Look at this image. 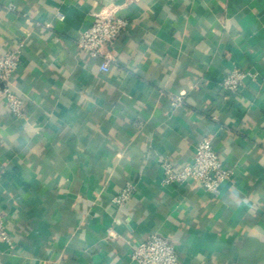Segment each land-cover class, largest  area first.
I'll list each match as a JSON object with an SVG mask.
<instances>
[{
    "label": "crops",
    "instance_id": "crops-1",
    "mask_svg": "<svg viewBox=\"0 0 264 264\" xmlns=\"http://www.w3.org/2000/svg\"><path fill=\"white\" fill-rule=\"evenodd\" d=\"M107 7L130 26L104 73L76 40ZM0 48L25 108L0 100V264H137L152 235L181 264H264V0H0ZM232 69L259 79L225 96ZM205 138L230 181L165 185Z\"/></svg>",
    "mask_w": 264,
    "mask_h": 264
},
{
    "label": "built area",
    "instance_id": "built-area-1",
    "mask_svg": "<svg viewBox=\"0 0 264 264\" xmlns=\"http://www.w3.org/2000/svg\"><path fill=\"white\" fill-rule=\"evenodd\" d=\"M11 7H9V10ZM61 21L65 15L57 13ZM130 23L123 16H119L114 7H107L93 15L92 25L83 31L76 45L79 50L93 59L101 60V71L107 73L112 61L111 49L116 41L128 33ZM19 51H3L0 48V100L4 101L9 113L15 118L25 115L23 103L13 92L11 80L20 66ZM259 75L250 71L232 69L221 80L220 89L223 95H236L247 86L249 81H257ZM184 104L183 97L172 98L171 106L179 109ZM164 171L165 185L194 183L210 194H217L233 176L234 170L225 165L211 140L203 139L196 147L193 162L178 170L168 159L161 160ZM133 187H127L113 200L121 207L130 197ZM0 243H5L13 249L9 236L6 218L0 212ZM131 260L137 264H181L174 243L159 235H152L145 241L134 246Z\"/></svg>",
    "mask_w": 264,
    "mask_h": 264
}]
</instances>
